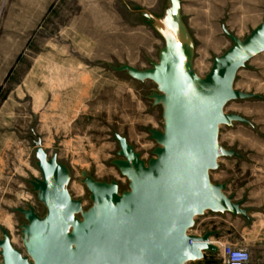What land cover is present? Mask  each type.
<instances>
[{"label":"rangeland","instance_id":"374dc122","mask_svg":"<svg viewBox=\"0 0 264 264\" xmlns=\"http://www.w3.org/2000/svg\"><path fill=\"white\" fill-rule=\"evenodd\" d=\"M181 1L195 40L194 67L202 76L213 57L232 44L224 26L245 37L264 18V0ZM167 5L168 0H0V226L23 253L20 225L26 220L17 207L31 204L45 212L29 183L41 177L34 132L49 155L57 154L71 168L67 187L86 207L91 200L82 170L128 189L127 177L111 162L118 157L115 131L127 136L144 159L152 156L157 143L148 129L163 124L161 107L147 96L155 84L112 65L146 68L158 59L164 38L141 10L162 17ZM234 85L264 96V52L238 71ZM225 111L240 113L254 125L220 127V142L243 157H221L211 178L227 181V193L235 199L246 196L245 203H254L262 227L254 236L239 220L237 230H227L226 241L259 250L264 248V99L231 100ZM207 258L223 264L220 251ZM260 258L255 252L252 264Z\"/></svg>","mask_w":264,"mask_h":264},{"label":"water","instance_id":"95a60500","mask_svg":"<svg viewBox=\"0 0 264 264\" xmlns=\"http://www.w3.org/2000/svg\"><path fill=\"white\" fill-rule=\"evenodd\" d=\"M164 38L158 59L138 68L129 63L112 65L139 80H151L155 89L147 96L162 110V128L150 127L156 141L152 156L144 159L127 136L115 131L118 157L111 160L128 179L121 190L116 179L98 180L82 170L81 182L89 190L91 205L68 189L71 168L49 155L34 132L36 166L41 177L29 183L45 212L33 205L17 207L25 217L20 225L26 253L16 247L0 226V264H188L204 260L218 264L207 254L220 251L212 242L216 230L191 233L196 219L207 211L231 212L250 220L246 196L227 193L228 182H214L211 171L221 157L243 154L224 146L222 125L235 122L254 125L250 118L226 112L235 99L260 98L262 94L235 88L238 71L264 52V18L249 34L240 37L224 26L232 44L215 55L205 75L194 67L195 40L184 20L181 0H168L162 17L148 10Z\"/></svg>","mask_w":264,"mask_h":264},{"label":"crops","instance_id":"0c3cea01","mask_svg":"<svg viewBox=\"0 0 264 264\" xmlns=\"http://www.w3.org/2000/svg\"><path fill=\"white\" fill-rule=\"evenodd\" d=\"M221 165V163H220ZM229 193V192H228ZM238 199V198H236ZM248 199H246L247 201ZM244 207L248 208L250 220L245 219L241 215H234L231 212L226 213H215L212 211H207L204 215L197 217L196 219V226L193 229V233H203L206 229H213L216 230V234L211 238L212 242L216 245H219L220 243L218 241H226L230 237L229 232H232V230H237V226L239 224V220H241L245 224V229L247 230V233L251 231L252 235L256 236L261 227V219H260V212L257 208V206L254 203L246 202L244 204ZM260 226V229H258ZM255 245V244H254ZM251 250V249H250ZM255 252H258L260 254V259L256 261L254 264H264V248L261 247L259 250H256L255 248L251 250L252 253V261L253 262V254Z\"/></svg>","mask_w":264,"mask_h":264},{"label":"built area","instance_id":"2783aa9c","mask_svg":"<svg viewBox=\"0 0 264 264\" xmlns=\"http://www.w3.org/2000/svg\"><path fill=\"white\" fill-rule=\"evenodd\" d=\"M223 264H251L252 253L248 247L237 246L228 241H218Z\"/></svg>","mask_w":264,"mask_h":264},{"label":"bare ground","instance_id":"6f19581e","mask_svg":"<svg viewBox=\"0 0 264 264\" xmlns=\"http://www.w3.org/2000/svg\"><path fill=\"white\" fill-rule=\"evenodd\" d=\"M148 20V19H147ZM152 21V20H151Z\"/></svg>","mask_w":264,"mask_h":264}]
</instances>
